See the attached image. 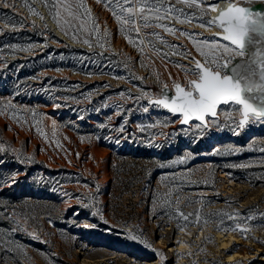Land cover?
<instances>
[{
  "label": "rangeland",
  "instance_id": "obj_1",
  "mask_svg": "<svg viewBox=\"0 0 264 264\" xmlns=\"http://www.w3.org/2000/svg\"><path fill=\"white\" fill-rule=\"evenodd\" d=\"M28 2L39 15L24 0H0V181H7L0 185V264H264V122H250L235 134L239 106L231 104L208 118L203 135L196 121L177 125L179 118L166 109L127 94L158 93L161 82L172 83L169 73L185 79L172 62L191 64L154 41L168 53L161 59L145 33L160 32L169 44L203 60L187 37L141 28L142 55L102 2L83 0L87 15L77 10V0H67L83 16L84 31L79 18L65 24L63 11L58 25L51 3ZM169 2L197 18L165 23L202 34L198 39L214 36L200 27L196 7ZM208 19L210 11L203 16ZM94 23L100 32L90 35ZM125 119V131H114ZM157 121L162 123L144 132L137 127ZM24 157L33 162L20 163ZM240 164L247 167H232ZM14 172L19 175L12 183ZM178 212L193 221L167 219H183ZM237 224L245 231H232Z\"/></svg>",
  "mask_w": 264,
  "mask_h": 264
},
{
  "label": "snow or ice",
  "instance_id": "obj_2",
  "mask_svg": "<svg viewBox=\"0 0 264 264\" xmlns=\"http://www.w3.org/2000/svg\"><path fill=\"white\" fill-rule=\"evenodd\" d=\"M7 2V0H3ZM45 7L52 4L50 13L53 19L58 25H61L60 17L61 11L69 19L64 21L65 24L70 25V20L80 19L82 22L79 24V30L84 31L83 16L78 17L77 12L73 10L67 0H43ZM102 2L105 7L111 11L112 16L121 26L120 31L125 34V38L134 47L144 55V39L139 38L141 28L143 29H162L163 32L170 35H178L187 37L197 53L203 58V60L196 59L191 56V53L186 49H182V46L169 44L164 39L160 32L145 33L147 37L148 46L159 56L161 59H168V53L162 52L158 48L154 41H159L160 44L169 47L173 55L182 56L185 60H191V64H181L179 62H172L173 65L180 69L185 76L183 81H178L172 77L169 73V78L172 83L161 82L160 90L158 93L150 94L147 91L141 89V95L132 97L128 95V99H134L135 101L147 100L149 105H153L156 108L166 109L169 113L179 118L181 125H190L191 122L196 121L194 127L201 132L209 127V117L215 118L217 116V110L222 105H237L239 106L236 111L239 112L240 119L236 122V129H233L235 134H239V129H244L250 122L261 121L264 122V8L259 10L251 7L242 6L234 0H226L227 7L224 9L219 8V3H210L209 0H176L177 3H182L189 8L196 7L200 13L202 20L200 27H215L219 29L212 38L203 37L198 39L197 37L202 36L200 33H189L170 26L164 21L174 20L176 23H190L191 19H196L195 15L190 18L189 14L184 13L183 9H177L169 0H97ZM245 4L251 3V0H243ZM25 6L28 7L29 12L33 15H39L34 8H32L28 0H24ZM259 3L264 5V0H259ZM206 5V7H204ZM59 6V7H57ZM77 10L80 8L84 9V13L90 15V9L84 6L83 0H77ZM218 12V15L203 20V16L207 13ZM179 13V15H176ZM183 16V19H181ZM43 19V17H40ZM139 21V23H138ZM34 26V25H33ZM125 26H128V30L137 34V39L131 38L128 35ZM100 32L99 24L94 23L90 35H97ZM109 35L107 32L104 36ZM75 38V36L73 37ZM221 41L227 42L222 43ZM89 47H92L89 39L82 41ZM103 47V44H99ZM29 47H32L31 45ZM259 79H255V77ZM122 78V77H117ZM136 79H143L142 77H136ZM159 80V76H157ZM110 87V85H104ZM125 92H120L119 96L124 97ZM64 99H68L65 97ZM3 103V102H0ZM7 107H13L9 101ZM56 107H60L59 104ZM103 107H108L104 104ZM117 115H120L119 111L122 106H117ZM100 111L99 108L96 109ZM127 112H131L132 109H127ZM143 112L149 111L148 107H143ZM0 115H4V111L0 108ZM231 119V115L229 114ZM80 119H84L83 116ZM111 120V117H109ZM162 122L157 121L156 123L144 125H137L141 132H144L147 128H156ZM215 123V120L212 121ZM127 120L119 125L118 128L113 129L123 133L125 131V125ZM55 126V121H53ZM109 125L101 123L99 127L105 128ZM163 126H167V122H163ZM39 132L40 129L38 128ZM185 133L188 129L183 130ZM44 135L43 132L40 133ZM83 140L84 138L81 137ZM99 139V138H98ZM108 139H111L110 137ZM115 143L119 144L120 140L116 139ZM151 143V142H150ZM160 147L159 144L154 145ZM0 151H3V146L0 145ZM264 151V149H261ZM19 159V158H18ZM187 157L180 158L172 161V164L183 163ZM20 163L33 162V157H24L19 159ZM171 165L161 164L160 167H169ZM247 167L245 164L232 165V167ZM19 175L18 172H14L11 175V182H16V177ZM26 175V173H25ZM43 181V177L39 178ZM7 183V181H0V185ZM87 187V185H85ZM99 190L97 186V191ZM53 191H56L54 188ZM65 195H71L65 193ZM77 199H79L77 197ZM90 205L85 204L84 207ZM78 215V213H74ZM96 215V213H93ZM185 221H188L189 216L183 212H178ZM191 215V214H189ZM237 216L239 214H236ZM228 219H235L234 216L229 215ZM251 219V217H249ZM194 222H199V218ZM107 223V221H104ZM208 223V221H204ZM223 223V221H221ZM93 227L96 225H87L84 227ZM219 229V226H218ZM239 229L241 232L245 229L240 228L237 224L232 231ZM220 230H229L227 228ZM35 238V237H34ZM131 239H139L136 236H130ZM141 243L145 244L146 247L151 249V245L146 241L141 240ZM155 251L154 249H152ZM160 260L163 261L164 257L162 253H157Z\"/></svg>",
  "mask_w": 264,
  "mask_h": 264
},
{
  "label": "bare ground",
  "instance_id": "obj_3",
  "mask_svg": "<svg viewBox=\"0 0 264 264\" xmlns=\"http://www.w3.org/2000/svg\"><path fill=\"white\" fill-rule=\"evenodd\" d=\"M216 2H218L219 3V8L220 9H223V7L225 6V5H227V2H226V0H214V1H212V2H210V3H216ZM234 2H236V3H239V4H244V3H240V2H238V0H234ZM250 7L251 8H253V9H256V10H259V9H261V8H264V5H262L261 3H259V0H256L255 2H253V3H250ZM218 15V12H211L210 11V19L212 18V17H215V16H217ZM206 30H207V28H206ZM208 30H209V32H215V31H217V30H219V29H217V28H215V27H209L208 28ZM233 256V255H232ZM229 258V257H228ZM231 258V257H230ZM152 262V261H151ZM151 262H149V263H151Z\"/></svg>",
  "mask_w": 264,
  "mask_h": 264
},
{
  "label": "trees",
  "instance_id": "obj_4",
  "mask_svg": "<svg viewBox=\"0 0 264 264\" xmlns=\"http://www.w3.org/2000/svg\"><path fill=\"white\" fill-rule=\"evenodd\" d=\"M201 188H209V185H203L201 186ZM174 215H170L167 217L168 220H175V221H179L180 223L183 222H187V221H183V219H177V217H173ZM193 221V217H189L188 222Z\"/></svg>",
  "mask_w": 264,
  "mask_h": 264
},
{
  "label": "water",
  "instance_id": "obj_5",
  "mask_svg": "<svg viewBox=\"0 0 264 264\" xmlns=\"http://www.w3.org/2000/svg\"><path fill=\"white\" fill-rule=\"evenodd\" d=\"M242 6H246V7H250V4H242ZM227 7V5H225L224 7H223V9L224 8H226ZM219 30H217V31H215V32H213L212 33V35H214L216 32H218ZM196 59H199V60H201L200 58H198V57H195ZM255 79H259V77L257 76V77H255ZM240 119V116L238 117V120ZM177 125H181L180 123H179V121H178V123H177Z\"/></svg>",
  "mask_w": 264,
  "mask_h": 264
}]
</instances>
